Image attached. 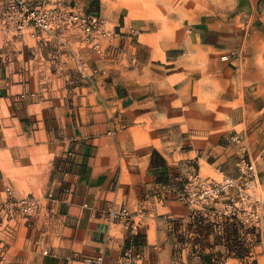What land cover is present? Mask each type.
I'll return each instance as SVG.
<instances>
[{"label":"crops","instance_id":"0c3cea01","mask_svg":"<svg viewBox=\"0 0 264 264\" xmlns=\"http://www.w3.org/2000/svg\"><path fill=\"white\" fill-rule=\"evenodd\" d=\"M8 1L4 0L7 6ZM26 1L31 6H50L64 0ZM227 2L238 9L233 17L198 21L192 25V35L201 37L205 49L218 48L225 69H232L236 88L242 91L236 99L240 106L235 109L236 119L248 123L245 132L250 136L264 137V0ZM92 12L99 14L97 7ZM74 29L17 36L26 46L16 56L27 60L12 61V72L26 73L27 82L17 78L7 89L0 84V121L15 122L18 138L26 139L29 150L50 151L57 159L54 200L63 211L60 255L53 264H95L89 259L98 256L101 264H121L125 247L132 243L142 251L137 264H263L264 241L258 228L248 230L229 222L223 213L225 196L196 208L178 198L181 177L158 148L150 150L144 165L140 160L131 163L121 147L122 132L112 124L116 110L126 104L116 83L102 76L85 78L75 87L74 111L68 114L61 75L67 72L68 60L81 63L95 54L80 47L84 42ZM44 74L52 75V82L47 83ZM5 104L13 111L12 118L2 113ZM236 133L243 138L240 131ZM255 164L258 185L263 186L264 158L258 157ZM233 165L227 170L235 173L217 169L240 175L239 163ZM144 187L148 193L142 191ZM122 208L129 214L115 215Z\"/></svg>","mask_w":264,"mask_h":264},{"label":"rangeland","instance_id":"374dc122","mask_svg":"<svg viewBox=\"0 0 264 264\" xmlns=\"http://www.w3.org/2000/svg\"><path fill=\"white\" fill-rule=\"evenodd\" d=\"M227 1L99 0L97 4L88 0L81 4L64 0L61 5L45 6L80 12L96 11L97 7L102 26L111 31L100 38L102 46L97 49L84 40L81 29L73 30L81 34L84 43L80 47L95 54L81 63L68 60L67 72L61 75L67 87L68 114L74 111L75 87L85 78L102 76L116 83L126 104L116 110L112 124L122 132L124 153L132 164L140 160L144 165L150 150L160 149L165 162L181 177L177 197L197 176L222 180L226 172L217 168H233L243 153L256 160L264 158V137L250 136L245 132L248 123L235 117V109L240 108L236 99L242 91L236 88L232 69H225L218 48L205 49L201 37L194 38L191 31L203 19L233 17L238 9ZM11 20L10 9L0 0V84L6 89L17 78L27 82L26 73L12 72V61L27 60L16 56L26 46L17 36L43 33L33 26L11 25ZM42 76L52 82V75ZM2 113L13 116L6 104ZM21 114L26 115V110ZM15 126L10 119L0 121V264H53L60 255L59 213L63 211L54 200L57 159L50 151L29 150ZM237 131L243 134L240 142L232 138ZM259 179L260 175L253 187L240 181L218 198L194 207H207L225 196L223 213L228 221L248 230L258 228L264 241V185H258ZM25 197L37 202L33 211L20 202ZM260 260L264 264V255Z\"/></svg>","mask_w":264,"mask_h":264},{"label":"built area","instance_id":"2783aa9c","mask_svg":"<svg viewBox=\"0 0 264 264\" xmlns=\"http://www.w3.org/2000/svg\"><path fill=\"white\" fill-rule=\"evenodd\" d=\"M8 8L13 19L20 26L32 25L41 32L53 31L59 33L64 29L78 28L85 33L84 40L94 48L100 49L102 41L100 38L108 37L111 33L109 29L102 26L100 16L95 12L66 11L59 6H31L26 0H9ZM233 140L240 142L241 136L238 133L232 135ZM246 152V149H243ZM240 175L232 176L225 173L222 180H204L201 176L196 177V181L188 182L185 187L178 191V198L190 204L204 205L218 198L230 187L237 185L240 181H245L247 186L253 187L259 177L255 161L249 153H243L239 159ZM25 209L33 211L37 202L32 198H22L20 200ZM128 215L129 211L122 208L115 215ZM254 216H259V211L254 212ZM142 258V251L135 245L129 244L123 252L121 264H137ZM91 262L101 264L102 256L90 258Z\"/></svg>","mask_w":264,"mask_h":264}]
</instances>
